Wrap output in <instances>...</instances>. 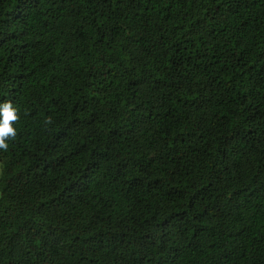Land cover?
Segmentation results:
<instances>
[{"label": "trees", "instance_id": "trees-1", "mask_svg": "<svg viewBox=\"0 0 264 264\" xmlns=\"http://www.w3.org/2000/svg\"><path fill=\"white\" fill-rule=\"evenodd\" d=\"M0 264H264V0H0Z\"/></svg>", "mask_w": 264, "mask_h": 264}, {"label": "clouds", "instance_id": "clouds-1", "mask_svg": "<svg viewBox=\"0 0 264 264\" xmlns=\"http://www.w3.org/2000/svg\"><path fill=\"white\" fill-rule=\"evenodd\" d=\"M18 108L11 101L0 103V149L7 151V141L15 138L17 129L13 122L19 119Z\"/></svg>", "mask_w": 264, "mask_h": 264}, {"label": "rangeland", "instance_id": "rangeland-1", "mask_svg": "<svg viewBox=\"0 0 264 264\" xmlns=\"http://www.w3.org/2000/svg\"><path fill=\"white\" fill-rule=\"evenodd\" d=\"M0 174H1V166H0Z\"/></svg>", "mask_w": 264, "mask_h": 264}]
</instances>
